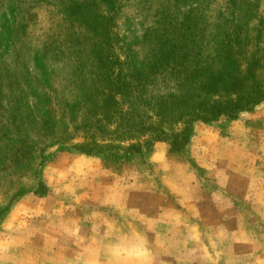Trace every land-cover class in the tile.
Masks as SVG:
<instances>
[{
  "label": "rangeland",
  "instance_id": "obj_1",
  "mask_svg": "<svg viewBox=\"0 0 264 264\" xmlns=\"http://www.w3.org/2000/svg\"><path fill=\"white\" fill-rule=\"evenodd\" d=\"M27 1L39 6L24 23L14 1L0 0V45L18 47L8 46L7 64L18 56L24 76L38 65L53 87L65 84L60 92L70 99L67 108L80 104L77 122L91 121L88 102L81 101L84 85L96 78L95 62L83 54L76 72L78 64L60 59L57 50H47L44 61L35 62L45 44L86 43L85 36L66 38L71 30L59 17V4L53 10L43 0ZM234 1L114 0V38L110 34L108 42L126 49L129 67L140 71L157 62L158 74L161 64L169 66L174 59L185 66L168 68L167 74L212 71L222 46L234 42L246 47L234 59L244 66L256 59L260 65L247 87L264 88V0ZM1 76L16 95L23 88L29 92L28 81L18 89L8 73ZM36 95L42 115L45 98ZM57 107V117L67 114ZM133 111V120L142 121L140 106ZM9 115L0 110L1 136H6L1 120ZM117 122L127 125L116 119L110 130ZM182 125L166 129L181 130ZM68 134L70 144L82 141L80 129L69 126ZM57 149L48 150L54 157L42 169L46 196L18 200L0 230V248H5L0 264H264V104L230 121L196 126L191 142L176 154L168 153L163 142L141 157L121 161ZM25 152L20 168L0 175V207L17 189L34 185L36 157L31 147Z\"/></svg>",
  "mask_w": 264,
  "mask_h": 264
},
{
  "label": "trees",
  "instance_id": "obj_2",
  "mask_svg": "<svg viewBox=\"0 0 264 264\" xmlns=\"http://www.w3.org/2000/svg\"><path fill=\"white\" fill-rule=\"evenodd\" d=\"M12 1L25 16L24 23L35 15L33 11L39 6L27 0ZM43 1L46 7L53 10L56 9L54 4L62 6L59 17L71 30L67 39L75 38L78 41L83 33L87 42H63L55 47L52 46L57 42L45 44V52L35 62H43L47 57V50L49 53L57 50L60 59H72L75 66L78 64L74 68L76 72L81 71L79 65L82 58H85L83 54L89 56L91 62H95L96 78L94 80L91 77L92 80L84 85L86 87L81 101L88 102L91 121L82 118L77 122L76 113L82 109L80 104V109L77 105L67 108L66 104L70 99H64L65 95L60 92L65 84L53 87L40 73L38 65L36 69H29L24 76L18 56L11 57L10 64L6 62L10 49L13 47L15 51L18 48L14 47L16 44L0 45V73H8L11 83L18 89L21 84L24 85L23 81H28L29 89V92L24 88L20 89L16 95L13 91L16 88L3 84L0 79V110L4 114H10L7 120H1L5 127L2 131L6 136L0 134V175L20 168V161L25 157L27 148H32L37 161L32 172L34 185L17 189L7 204L0 207V224L21 198L29 194L39 198L46 196L48 190L42 180V169L54 157V154L48 152L53 146L58 145L57 152L71 151L121 161L141 157L144 150L152 148L157 142H163L167 145L168 153L176 154L191 142L196 126L230 121L264 104V88L256 83L247 87V83L259 71L258 60H251L244 66L241 60L232 57L237 51L245 50L243 45L226 42L213 60V70L207 73L167 74L168 68L183 70L185 64L176 62V59L171 60L169 66L167 63L161 64V74L157 72V62L146 63L139 71L129 67L125 48L108 42L110 34L114 38L115 26L111 24L112 16L110 17L114 0ZM22 5H25V9H22ZM165 61L162 60L161 63ZM29 79L34 88L30 87ZM8 87L12 94L6 95L2 91L4 88L9 90ZM27 94L30 102H27ZM36 94H43L45 98V111L42 115L36 106ZM55 102L66 109L67 114L57 117L58 107ZM136 106H140L144 116L139 123L133 120ZM125 107L126 110H123ZM116 119H124L127 125L117 122L110 130ZM56 121L62 130L59 136L54 134ZM174 124H183V128L168 132L166 127ZM69 126L82 131L81 142L70 144L71 138L67 137ZM43 134H49L50 138H42ZM37 135L39 138L35 137ZM134 137L142 138V141L138 143Z\"/></svg>",
  "mask_w": 264,
  "mask_h": 264
},
{
  "label": "crops",
  "instance_id": "obj_3",
  "mask_svg": "<svg viewBox=\"0 0 264 264\" xmlns=\"http://www.w3.org/2000/svg\"><path fill=\"white\" fill-rule=\"evenodd\" d=\"M27 196V195H26ZM22 199V198H21ZM10 217V213L7 215V217L3 220V222L0 224V230L4 228V225H6V221L9 219ZM0 249H2L3 251L5 250L4 246L1 247Z\"/></svg>",
  "mask_w": 264,
  "mask_h": 264
}]
</instances>
